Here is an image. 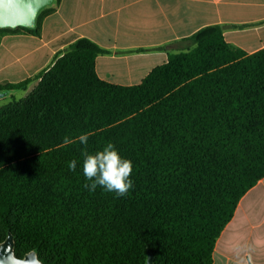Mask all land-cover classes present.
<instances>
[{"label": "trees", "instance_id": "16d2710c", "mask_svg": "<svg viewBox=\"0 0 264 264\" xmlns=\"http://www.w3.org/2000/svg\"><path fill=\"white\" fill-rule=\"evenodd\" d=\"M60 1L32 29L0 28V40L9 31L40 35ZM172 44L178 51L134 85L98 76L97 57L111 51L87 37L33 76L0 84L10 93L37 82L0 107V242L11 232L16 256L146 264L152 252L155 264H213L240 200L264 178V48L245 52L219 24ZM84 133L86 146L63 144ZM109 142L133 165L123 197L85 187L82 152Z\"/></svg>", "mask_w": 264, "mask_h": 264}, {"label": "crops", "instance_id": "0c3cea01", "mask_svg": "<svg viewBox=\"0 0 264 264\" xmlns=\"http://www.w3.org/2000/svg\"><path fill=\"white\" fill-rule=\"evenodd\" d=\"M213 24L224 26L225 39L247 53L264 48V0H61L42 17L40 35L17 30L1 36L0 84L33 76L81 37L111 51L96 59L101 79L138 84L167 62L169 51H178L172 43ZM240 248L250 251L254 264H264V178L240 200L217 239L213 264H237Z\"/></svg>", "mask_w": 264, "mask_h": 264}, {"label": "clouds", "instance_id": "9594fccd", "mask_svg": "<svg viewBox=\"0 0 264 264\" xmlns=\"http://www.w3.org/2000/svg\"><path fill=\"white\" fill-rule=\"evenodd\" d=\"M91 133H84L71 139L64 137L63 144L65 146L79 141L82 145H87ZM83 174L87 181L85 187L91 191H95L99 186L107 192H115L118 196H125L133 186L130 176L133 171L132 162L122 158L112 143H107L101 151L89 154L85 148L82 152ZM77 163L75 160L69 163L70 170H75ZM243 253V254H241ZM237 264H254L252 255L247 249H237Z\"/></svg>", "mask_w": 264, "mask_h": 264}, {"label": "water", "instance_id": "95a60500", "mask_svg": "<svg viewBox=\"0 0 264 264\" xmlns=\"http://www.w3.org/2000/svg\"><path fill=\"white\" fill-rule=\"evenodd\" d=\"M54 0H0V28H34L39 11L49 6ZM7 91H0V98L7 95ZM15 238L8 232L6 238L0 242V264H43L36 251L32 250L23 257L16 256ZM146 264H155L154 255L148 253Z\"/></svg>", "mask_w": 264, "mask_h": 264}, {"label": "rangeland", "instance_id": "374dc122", "mask_svg": "<svg viewBox=\"0 0 264 264\" xmlns=\"http://www.w3.org/2000/svg\"><path fill=\"white\" fill-rule=\"evenodd\" d=\"M27 90H14L5 95L4 97L0 98V107L8 105L9 103L20 100L28 95Z\"/></svg>", "mask_w": 264, "mask_h": 264}]
</instances>
